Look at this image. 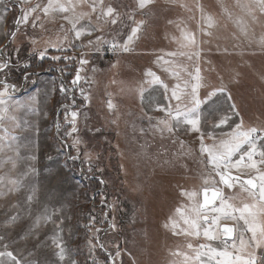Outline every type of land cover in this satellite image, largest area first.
<instances>
[{"label":"rangeland","instance_id":"1","mask_svg":"<svg viewBox=\"0 0 264 264\" xmlns=\"http://www.w3.org/2000/svg\"><path fill=\"white\" fill-rule=\"evenodd\" d=\"M113 1L0 0V264H264V0Z\"/></svg>","mask_w":264,"mask_h":264},{"label":"water","instance_id":"2","mask_svg":"<svg viewBox=\"0 0 264 264\" xmlns=\"http://www.w3.org/2000/svg\"><path fill=\"white\" fill-rule=\"evenodd\" d=\"M20 18V8L18 7V15H17V19L15 21V28L14 31L12 33V35L8 38V40L6 41V43L3 45V47L0 49V54H2V49L5 48L12 40V38L14 37L15 31H16V27L18 25V21ZM1 72V71H0ZM1 84L4 85H9L4 81L0 82ZM11 90H14L13 85H9ZM233 181H238L241 182L244 186H246L248 189H250L252 192L257 193L258 192V187H257V181L253 178H242L238 175L235 174H231L229 172H225L224 175L221 178V183L223 184V186L226 187V189L231 190L232 189V182ZM207 192L208 193V199L210 201H212L210 204L205 205L204 202V197H203V193ZM213 192L216 193V197L213 199ZM221 196V192L219 190L210 188V189H202L200 191V209L201 211H207L211 208H214L219 200ZM105 215H106V211H105ZM208 219V217H202L201 220L203 222H205ZM219 232L221 234H225V236H223V239L225 241H232L234 239V235H235V228L233 225H228V224H222L219 227Z\"/></svg>","mask_w":264,"mask_h":264},{"label":"trees","instance_id":"3","mask_svg":"<svg viewBox=\"0 0 264 264\" xmlns=\"http://www.w3.org/2000/svg\"><path fill=\"white\" fill-rule=\"evenodd\" d=\"M53 54H56V53L51 52V51L48 52V56L49 57H51ZM71 55H72L71 53H64L61 56H59V58L57 59V62H56L57 65L61 66V65L65 64L64 63L65 62V58H70ZM49 57H45V58L41 59L38 66H34V64H32L33 68L30 69V70L33 71V72H37V71L46 69V67L48 65H51V63L53 62V60H51ZM74 58H78V56H74ZM155 75L159 78L160 84L163 85L165 80L159 74H155ZM164 87L166 88V86H164ZM165 99H166V102L168 104L169 111L170 112L172 111L173 113L177 112V113H179L180 116H184L186 114H189L191 111H193L195 109L193 104H192L193 103L192 100H191V104H187L186 107L182 106V109L175 110V109H173V104L171 102H169L167 96L165 97ZM203 100H205L204 97L200 98V101H203ZM237 105H238V103H237ZM236 110H237V113L239 114L238 107L236 108ZM89 179L87 180V183H89V185H90V191H94L95 192V190L96 189L98 190L99 187H100V184H98V179H97V177L95 175H94L93 179H92L91 176H89Z\"/></svg>","mask_w":264,"mask_h":264},{"label":"snow or ice","instance_id":"4","mask_svg":"<svg viewBox=\"0 0 264 264\" xmlns=\"http://www.w3.org/2000/svg\"><path fill=\"white\" fill-rule=\"evenodd\" d=\"M44 57H45V53H44V52H41V53L38 55L37 58H38V59H43ZM52 59H58V57H52ZM6 67H8V64H7V63L0 64V71H2V70H3L4 68H6ZM78 73H79V70H78ZM79 79H80L79 74H77V76L74 78V80L72 81V83L75 84ZM13 87H14V86H13ZM61 90L63 91V89H61ZM70 115H71V117H72V124H73V127H72L71 131H72V132H75V131H76L75 120H76L77 113H76V112H71ZM66 119H67V117H66ZM75 143H79V141L77 140V141H75ZM101 183H103V181H101ZM188 195H189V194H188ZM189 196H190V198H191V195H189ZM212 196H213V199H214V198L216 197V193L213 192ZM203 197H204L205 205L210 204V203L212 202V201H210V200L208 199V193H207V192H204V193H203ZM196 210H197V209H196L195 205H193L191 211H192V212H195ZM182 218H183V220H184V222H185L186 224H192V223H193V221H192L189 217H187V216H183Z\"/></svg>","mask_w":264,"mask_h":264},{"label":"crops","instance_id":"5","mask_svg":"<svg viewBox=\"0 0 264 264\" xmlns=\"http://www.w3.org/2000/svg\"><path fill=\"white\" fill-rule=\"evenodd\" d=\"M125 1H127V0H119L118 5L119 6L123 5L124 3H126ZM112 3L114 4V1L113 0H108V3L105 2L104 3V6H110ZM127 3H128V5H127ZM127 3H126L127 6H132V7L133 6H136L138 9H143L144 7L153 6L154 5V0H131V1L129 0V1H127ZM137 11H140V10H137ZM136 13H139V12H136ZM109 18H108V20H110ZM110 30L111 29L109 28L108 32ZM126 47L127 46H126V43H125L123 50H125Z\"/></svg>","mask_w":264,"mask_h":264},{"label":"bare ground","instance_id":"6","mask_svg":"<svg viewBox=\"0 0 264 264\" xmlns=\"http://www.w3.org/2000/svg\"><path fill=\"white\" fill-rule=\"evenodd\" d=\"M202 228H203V230L205 231V232H212V229H213V227L211 226V223L209 222V223H204L203 225H202Z\"/></svg>","mask_w":264,"mask_h":264}]
</instances>
